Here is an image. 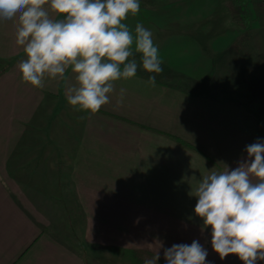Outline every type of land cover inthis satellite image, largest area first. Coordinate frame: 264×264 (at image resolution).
<instances>
[{
	"label": "crops",
	"instance_id": "1",
	"mask_svg": "<svg viewBox=\"0 0 264 264\" xmlns=\"http://www.w3.org/2000/svg\"><path fill=\"white\" fill-rule=\"evenodd\" d=\"M17 27L16 18L0 19V264H100L99 252L84 249L81 238L60 235L58 221L67 211H100L102 203L111 212L109 229L116 211L124 226H140L133 234L113 230L107 242L144 250L138 263L131 247L121 252L123 262L111 250L112 264H143L158 252L157 264H166L165 248L193 240L207 249V264H243L213 251L211 229L194 213V194L203 176L236 168L247 159V145L264 142V97L252 98L264 66L255 55L197 45L194 33L191 44H173L169 53L154 43L162 73L144 70L136 53V75L114 82L109 103L91 114L70 106L56 80L43 88L22 81L18 64L26 54L16 44Z\"/></svg>",
	"mask_w": 264,
	"mask_h": 264
},
{
	"label": "clouds",
	"instance_id": "2",
	"mask_svg": "<svg viewBox=\"0 0 264 264\" xmlns=\"http://www.w3.org/2000/svg\"><path fill=\"white\" fill-rule=\"evenodd\" d=\"M139 11L140 0H0V19L18 21L16 44L26 54L18 64L22 81L43 88L47 79L56 80L70 106L91 114L109 103L114 82L136 75V53L148 73L163 71L152 32L137 23L133 34L122 22ZM148 83L154 87L155 76ZM122 94L123 89L121 99ZM245 150L247 159L236 168L203 176L194 213L204 229L210 227L211 246L221 260L232 254L243 264H258L264 261V142ZM163 254L166 264H207V249L197 240L173 244ZM159 258L158 252L143 264Z\"/></svg>",
	"mask_w": 264,
	"mask_h": 264
},
{
	"label": "rangeland",
	"instance_id": "3",
	"mask_svg": "<svg viewBox=\"0 0 264 264\" xmlns=\"http://www.w3.org/2000/svg\"><path fill=\"white\" fill-rule=\"evenodd\" d=\"M126 23L134 28L137 23H141L148 30L155 29L157 36L153 38V42L161 44L164 52L168 50L169 53L175 47L174 45L181 49L191 44L194 33V42L197 45L211 44L212 48L227 49L231 54L233 51L242 53L244 56L250 52L255 55L254 60H259L261 66H264L261 63L264 60V0H140V11L135 16L129 14ZM180 30L189 31V36L181 33ZM228 57L230 59L232 56L229 54ZM182 61L187 62V59H182ZM182 70L184 68L179 71ZM236 70L235 68L234 71ZM231 74L235 72L228 71L229 80H231ZM261 87H264V82L257 81L254 87L256 91H252V98H256V94L264 97L262 93L264 90ZM239 94H241L240 90ZM260 105L264 106V103ZM54 121L58 123V120ZM100 185L105 188L106 181L101 180ZM100 191V202L102 203L106 200V194H102L103 189ZM104 206L106 204L103 203L98 206L100 211L73 210L67 211L66 214L64 212L61 220L58 221V226L62 225L60 235L67 236L69 242H72L73 236L81 238L84 249L90 248L99 252L100 264L113 263V260L109 259L111 250L117 254L116 261L123 262L120 258L121 252L127 251L128 247H131L132 254H135L132 260L138 263L140 259H135V257L141 256L144 250L135 246L140 244L116 243L113 247L107 239L113 230L116 235L133 234L139 230L140 226H124L123 212L116 211L114 213L116 225L113 230L109 229L106 224L111 212L108 213ZM127 217L130 218V212ZM86 236L91 237L94 242H88ZM138 252L141 255H137Z\"/></svg>",
	"mask_w": 264,
	"mask_h": 264
},
{
	"label": "trees",
	"instance_id": "4",
	"mask_svg": "<svg viewBox=\"0 0 264 264\" xmlns=\"http://www.w3.org/2000/svg\"><path fill=\"white\" fill-rule=\"evenodd\" d=\"M177 142H178L179 144H181L183 147L191 148L186 142H184V141H182V140H180V139H178Z\"/></svg>",
	"mask_w": 264,
	"mask_h": 264
}]
</instances>
